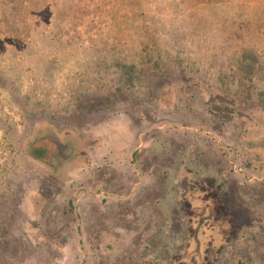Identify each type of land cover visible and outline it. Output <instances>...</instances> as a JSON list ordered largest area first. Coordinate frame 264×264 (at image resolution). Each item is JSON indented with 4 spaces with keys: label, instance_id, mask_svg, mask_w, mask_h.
Returning <instances> with one entry per match:
<instances>
[{
    "label": "rangeland",
    "instance_id": "obj_1",
    "mask_svg": "<svg viewBox=\"0 0 264 264\" xmlns=\"http://www.w3.org/2000/svg\"><path fill=\"white\" fill-rule=\"evenodd\" d=\"M0 264H264V0H0Z\"/></svg>",
    "mask_w": 264,
    "mask_h": 264
},
{
    "label": "crops",
    "instance_id": "obj_2",
    "mask_svg": "<svg viewBox=\"0 0 264 264\" xmlns=\"http://www.w3.org/2000/svg\"><path fill=\"white\" fill-rule=\"evenodd\" d=\"M83 145V144H82ZM104 146H106L105 142H94L90 144V153H93L91 156V159L93 161H98L101 163H105L106 160L108 162H112L114 163V168H118L117 164H119L117 156H119V151H115L116 156H114V154H112V151H110L109 153H107L109 155V157L106 156V160H105V154L101 155L103 153L104 150L107 151V148L110 147V145H107L106 148L104 149ZM102 150V151H101ZM110 174V175H108ZM83 175V176H81ZM84 176L85 178L87 177V175L84 174H80V173H76V175L74 177H72L71 179L65 180L66 177L61 178L62 180V184L63 186H59V189L57 191H51V193L48 195H55V199L57 196H59L58 198V204H59V210L60 208L62 209H66V211L68 210V208H70L71 205L75 206L73 209V212H78V208L79 205L81 203V199L82 197H88L89 199H95V208H97V206L100 204L99 201L102 200V198H106L108 199L111 196H106V194L111 195V193L106 192L102 187L104 185V183L106 182L105 179L107 178H113V180H117L118 175L117 174H112L110 172H106L104 171V173L100 174L98 179L100 178L99 182L96 183L95 185H93L92 187H83V185H80L79 182H82L84 180ZM105 181V182H104ZM102 188V189H101ZM100 192V193H99ZM106 193V194H104ZM36 195H43L42 191L39 190L38 192H35L34 196ZM114 196V199L117 200L118 198H116V196L118 197V193H114L112 194ZM33 196V197H34ZM37 197V196H36ZM46 198L43 196V199H40L39 201H36V198H34V205H33V213H35L36 210H38V216L36 219H38L39 221V217L41 215H44L49 221L52 220V224L53 221H55L56 218V214L58 212L57 209V204H52V203H48L46 204ZM63 198H66V201L63 200ZM97 198V199H96ZM54 199V200H55ZM79 203V204H78ZM52 204V205H51ZM41 212H43V214H41ZM32 220L29 223L33 222L34 215L31 216ZM81 222V225L83 224V222L81 221V219H78ZM93 221L89 220V225L92 226L93 225ZM96 225H99L97 223H95ZM26 225V224H25ZM36 226H38V224H35ZM46 224H44L45 226ZM81 225H78L80 228H82ZM77 227V225H75ZM39 227V226H38ZM97 227V226H96ZM83 233V232H82ZM85 234V233H83ZM82 234V236H83ZM87 235V234H86Z\"/></svg>",
    "mask_w": 264,
    "mask_h": 264
},
{
    "label": "trees",
    "instance_id": "obj_3",
    "mask_svg": "<svg viewBox=\"0 0 264 264\" xmlns=\"http://www.w3.org/2000/svg\"><path fill=\"white\" fill-rule=\"evenodd\" d=\"M132 135H134V133H132ZM124 138V137H123ZM81 141V140H80ZM44 149H46L47 148V146L46 145H44V147H43ZM117 151H119V150H117ZM121 153V152H120ZM89 154H91L90 152L88 153L87 152V155H89ZM29 156L31 157V158H34V159H36L37 160V158L34 156V155H32V154H29ZM87 159H88V163H85V165H84V169L83 170H81L80 171V169H79V171L77 172V173H80V174H84V175H87V172H88V170L90 169V170H92L93 168H94V171L92 172V175L91 176H89V174L87 175V177L85 178V176H84V180L85 179H87L88 177V179H90V177H92L93 175H94V179L96 180V181H99L100 180V178L98 179V177H99V175L100 174H102V173H104V171H106L105 170V168L108 170L109 169V167H105V166H107L106 165V163L108 162L107 160H106V162L104 163H101V162H98V161H93L92 159H91V157H90V159H89V157H87ZM117 159H118V162H119V164H117V167L118 168H114V165L113 166H111L110 165V162H108V166H111V167H113L114 169H112V170H114V172L116 171V170H118V169H120L121 170V174L118 176V178H117V180H111L112 182H115L116 184H117V182H119V183H121L126 177H127V175L128 174H126V176H123L124 174H123V171H124V169H123V165L121 164V162H120V159L118 158V156H117ZM51 164V163H50ZM50 166V165H49ZM51 166H52V164H51ZM50 166V167H51ZM103 167H105V168H103ZM111 173V172H110ZM81 176H83V175H81ZM80 184V183H79ZM132 187V186H131ZM132 188H134V187H132ZM132 188H130V191H131V189ZM121 199H123V197L121 198ZM251 221H253V220H249V222L251 223ZM27 225V224H26ZM26 225L24 226L25 227V229H26ZM247 226H249V225H247ZM37 228V227H36ZM76 229H77V231H78V234L79 235H81V229L79 228V226H77L76 227ZM26 231V230H25ZM24 231V228H23V232H25ZM27 234V233H26ZM80 240L81 239H79V242H80Z\"/></svg>",
    "mask_w": 264,
    "mask_h": 264
},
{
    "label": "water",
    "instance_id": "obj_4",
    "mask_svg": "<svg viewBox=\"0 0 264 264\" xmlns=\"http://www.w3.org/2000/svg\"><path fill=\"white\" fill-rule=\"evenodd\" d=\"M52 178H54V177L52 176Z\"/></svg>",
    "mask_w": 264,
    "mask_h": 264
}]
</instances>
